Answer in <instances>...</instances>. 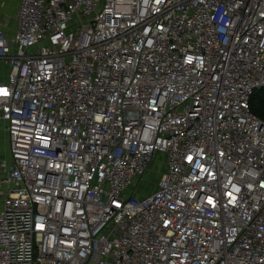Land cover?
<instances>
[{"label":"built area","instance_id":"built-area-1","mask_svg":"<svg viewBox=\"0 0 264 264\" xmlns=\"http://www.w3.org/2000/svg\"><path fill=\"white\" fill-rule=\"evenodd\" d=\"M3 14L0 264H264V0Z\"/></svg>","mask_w":264,"mask_h":264},{"label":"rangeland","instance_id":"rangeland-1","mask_svg":"<svg viewBox=\"0 0 264 264\" xmlns=\"http://www.w3.org/2000/svg\"><path fill=\"white\" fill-rule=\"evenodd\" d=\"M17 5H18V0H0V20H2V18L5 17V14H3V13L7 12L8 18H9L8 24L10 25V29H12L14 26V15L16 12ZM4 149H5V144H4V142H2V140H0V151L2 150V152H3ZM156 159L161 161L162 156L160 155V156L156 157ZM157 165H159V164L155 163L154 169L157 168ZM162 169H163V167H162ZM158 176H159V174L158 175H150V174L148 175V177L153 180V186L151 189H154V185H155L154 183H155V181H157Z\"/></svg>","mask_w":264,"mask_h":264},{"label":"trees","instance_id":"trees-1","mask_svg":"<svg viewBox=\"0 0 264 264\" xmlns=\"http://www.w3.org/2000/svg\"><path fill=\"white\" fill-rule=\"evenodd\" d=\"M250 108L257 116L264 120V87L254 92L250 100Z\"/></svg>","mask_w":264,"mask_h":264}]
</instances>
